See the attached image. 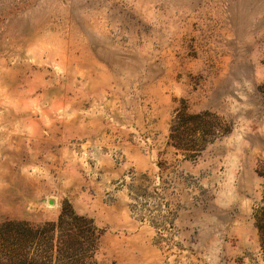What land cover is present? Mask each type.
Wrapping results in <instances>:
<instances>
[{
    "label": "rangeland",
    "instance_id": "obj_1",
    "mask_svg": "<svg viewBox=\"0 0 264 264\" xmlns=\"http://www.w3.org/2000/svg\"><path fill=\"white\" fill-rule=\"evenodd\" d=\"M62 213L90 264H264V0H0V228Z\"/></svg>",
    "mask_w": 264,
    "mask_h": 264
},
{
    "label": "trees",
    "instance_id": "obj_2",
    "mask_svg": "<svg viewBox=\"0 0 264 264\" xmlns=\"http://www.w3.org/2000/svg\"><path fill=\"white\" fill-rule=\"evenodd\" d=\"M28 226L16 222L0 228V264H90L88 252L96 236L82 217L62 213L55 222ZM255 226L261 235L262 227ZM31 248H36L34 254Z\"/></svg>",
    "mask_w": 264,
    "mask_h": 264
}]
</instances>
